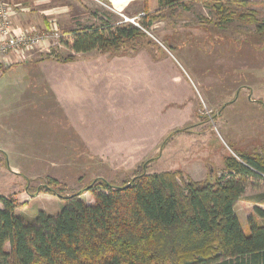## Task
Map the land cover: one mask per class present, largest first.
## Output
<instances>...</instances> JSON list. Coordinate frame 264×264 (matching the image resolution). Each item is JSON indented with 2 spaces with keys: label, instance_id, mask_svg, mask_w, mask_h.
Instances as JSON below:
<instances>
[{
  "label": "rangeland",
  "instance_id": "obj_1",
  "mask_svg": "<svg viewBox=\"0 0 264 264\" xmlns=\"http://www.w3.org/2000/svg\"><path fill=\"white\" fill-rule=\"evenodd\" d=\"M36 1L17 0L26 30L53 26L63 35L139 24L143 17L93 0ZM218 1L185 0L154 13L151 28L140 26L143 36L119 54L79 55L59 42L12 57L0 70V196L25 204L18 216L33 221L40 211L55 216L64 209V199L40 192L50 180L60 183L52 188L62 196L99 179L122 186L142 173H180L185 181L204 182L225 173L228 156L264 154V33L248 21L263 23L264 5L224 3L231 17L220 26L213 8ZM118 58L136 65L112 77L108 64ZM50 62L96 63L103 69L102 98L54 91ZM65 75L53 79L63 86ZM122 83L129 95L115 98ZM245 187L235 210L248 233L251 217L258 221L254 208L264 209V181L252 178ZM81 198L94 204L90 193Z\"/></svg>",
  "mask_w": 264,
  "mask_h": 264
},
{
  "label": "trees",
  "instance_id": "obj_2",
  "mask_svg": "<svg viewBox=\"0 0 264 264\" xmlns=\"http://www.w3.org/2000/svg\"><path fill=\"white\" fill-rule=\"evenodd\" d=\"M184 1L159 0L156 14ZM218 2L213 8L220 26L231 17L224 3L264 5ZM144 14L139 25L149 30L153 14ZM248 21L264 33V22ZM143 34L122 22L66 31L61 42L75 54H119ZM224 166L225 173L204 182L185 181L180 173H142L122 186L95 180L69 196L55 191L52 186L60 183L50 180L40 192L61 197L66 205L55 216L40 211L33 221L16 214L25 204L0 196V264H264V209L254 208L258 221L251 217L248 233L235 211L245 183L264 181V154L228 156ZM84 193L94 204L81 198Z\"/></svg>",
  "mask_w": 264,
  "mask_h": 264
},
{
  "label": "crops",
  "instance_id": "obj_3",
  "mask_svg": "<svg viewBox=\"0 0 264 264\" xmlns=\"http://www.w3.org/2000/svg\"><path fill=\"white\" fill-rule=\"evenodd\" d=\"M0 1H4V2L10 3V4H13L17 7V13H16L17 18L15 21V24L18 26L24 27V26H22L21 23L24 22V21H22L23 20L22 18H25V17L23 15V13H21L19 11L21 9V4H18L17 0H0ZM46 1H50L52 3V5L54 4L53 6H55L56 0H46ZM93 1L97 2L99 4H102V5L109 6L110 8L113 9L114 12L127 11L131 15H140V14H144V13L154 14V13L159 11V0H93ZM247 1L264 2V0H247ZM36 2H42V1L37 0ZM53 10H55V9H53ZM21 11H24V10L21 9ZM47 27H50V26H47ZM93 52H95V51H93ZM91 53L92 52L87 53V54H79V55H89ZM112 57H114V56H112ZM115 57H117V56H115ZM117 60H121V61H117L114 63H111V61H109L110 64H108L110 66V69L107 68V70L109 72L113 73L112 77L117 75V74H115L116 72L119 73L120 75H122L121 73L124 74V72L126 70H128V68L130 69L131 67L136 65L133 63L132 59L118 58ZM127 60L128 61L130 60L131 62H128ZM48 66H49V68L51 66L50 69H52V72H50L47 76L50 80V83H52L53 90L56 91L57 93H58V89L60 90L63 88V95H64V88H66V90L68 91L67 92L68 96H70L69 94H71L73 96L75 94H78V95L83 94V96L85 98H87L88 100H91V101L97 100V97H99V99L102 98V95H103L102 89L105 87L103 84V77H102V75H100V73L103 71V69H99V67L96 63L91 64L89 62V63H76L75 64V62H72V63L60 64L57 62L56 63L50 62V64ZM57 72H59V74H62V75L64 72L68 73V75H65V77L62 78L63 79L62 80L63 86H60L61 84L59 83V81L55 80L56 79L55 73H57ZM53 78H55V79H53ZM118 78H120L119 75H118ZM111 81H112V79H111ZM122 84H120L116 87V90L114 91L115 95L113 94L115 98H120V97L125 98L126 96L129 95V92L126 91L124 84L123 85ZM112 85L114 86V85H116V83H114ZM110 87H111V84H110ZM107 88H109V87H107ZM89 115H87V119H91V120L94 119L95 120L96 116L93 117V116H91V115L89 116ZM88 125H90V124H88ZM84 135L87 136L86 132ZM94 135H95V133H94ZM88 136L90 138V135H88ZM85 141H88V140L85 138ZM89 150L90 151H96V148L94 146V147H91Z\"/></svg>",
  "mask_w": 264,
  "mask_h": 264
},
{
  "label": "built area",
  "instance_id": "obj_4",
  "mask_svg": "<svg viewBox=\"0 0 264 264\" xmlns=\"http://www.w3.org/2000/svg\"><path fill=\"white\" fill-rule=\"evenodd\" d=\"M16 13L15 5L0 1V68L7 66L14 56H25L34 51L49 50L63 39V35L53 26L43 31H31L16 25ZM131 22L141 29L134 20Z\"/></svg>",
  "mask_w": 264,
  "mask_h": 264
}]
</instances>
